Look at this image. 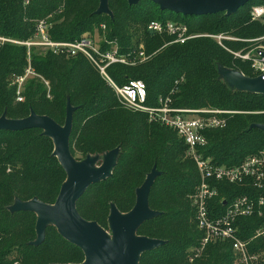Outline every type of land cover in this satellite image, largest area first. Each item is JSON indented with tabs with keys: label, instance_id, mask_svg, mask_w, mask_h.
<instances>
[{
	"label": "trees",
	"instance_id": "1",
	"mask_svg": "<svg viewBox=\"0 0 264 264\" xmlns=\"http://www.w3.org/2000/svg\"><path fill=\"white\" fill-rule=\"evenodd\" d=\"M28 1V4L25 3ZM251 4V3H250ZM234 15L224 13L200 18L161 12L148 1L129 6L127 0H108L112 18L96 15L98 0H0V35L27 41L35 35L36 23H49L48 36L54 42H74L98 32L116 41L121 54L144 52L147 60L135 66L113 65L108 74L118 86L131 80L142 81L148 104L169 99L175 108L215 109L235 112L226 126L206 132L205 158L217 166L237 167L246 158L264 151V133L250 129L264 125V95L232 90L222 82L218 68L234 70L255 78L249 63L234 60L212 40L198 38L183 45L172 43L167 35L147 31L150 22L184 24L193 34H229L243 40L264 38V23L253 22L251 6ZM254 5L264 7V0ZM102 27H105L103 30ZM264 47V40L259 42ZM240 50L244 43L228 44ZM6 45L0 48V117L20 120L31 112L64 125L66 105L72 114L69 151L76 161L101 156L118 149L116 165L107 180L90 187L77 201L79 216L108 230L111 206L126 214L136 201V190L155 169L148 197L149 209L160 216L143 223L136 235L161 240L165 245L144 253L138 264H235L230 243L215 242L201 246L203 238L195 224L189 199L199 184L196 166L186 156V146L177 134L149 121L146 115L122 107L114 92L82 57H61L51 52ZM135 63L139 62L136 55ZM35 77L24 81L21 102H17L14 79L25 69ZM45 82L47 85H45ZM52 140L40 130L0 131V264H81L80 249L63 240L48 226L41 245L36 240V216L10 212L15 201L33 199L53 205L66 174L53 153ZM218 196L210 201L209 211L218 218L229 203L247 197L264 200V189L251 184H213ZM264 226V205L250 217L235 222L237 236L249 242L248 251L264 264V236L255 237Z\"/></svg>",
	"mask_w": 264,
	"mask_h": 264
},
{
	"label": "built area",
	"instance_id": "2",
	"mask_svg": "<svg viewBox=\"0 0 264 264\" xmlns=\"http://www.w3.org/2000/svg\"><path fill=\"white\" fill-rule=\"evenodd\" d=\"M25 3L28 4V1ZM250 17L253 22L264 23V7L251 6ZM48 29L49 23L46 20H40L36 23L34 37L27 41L13 40L0 35V48L6 45L25 47L28 50V59L31 48L44 49V52L49 51L55 56L67 58L82 56L113 90L122 107L142 113L150 122L174 131L186 146V156L194 162L199 176L197 189L189 199L194 208L196 228L203 235L201 246L215 242L230 243L235 264H258V256L248 251L249 242L238 238L235 222L239 218L252 216L256 211L260 215L264 200L261 198L255 203L247 197L238 198L229 205L226 203L225 212L218 218L210 214L209 203L218 196L214 182L239 186L251 184L258 190L264 189V151L246 158L237 167L217 166L210 158H205L200 151L208 143L206 132L223 129L228 116L237 113L215 109L175 108L168 98H159L154 105H150L146 86L142 81L131 80L124 86H118L108 74V69L113 65L133 66L131 57L135 54L134 52L121 54L117 42L106 39L104 35L98 36L100 38L98 43L91 36L74 42H54L48 36ZM102 29L104 30L105 27ZM147 31L153 35H167L172 38V43L179 45L198 38L210 39L234 60L249 63L257 77L264 80V58L260 54L264 51V47L259 44L264 38L243 40L229 34H193L184 24L171 21L150 22ZM234 43H244L247 46L234 50L228 45ZM135 55L140 63L147 60L142 51ZM35 76L28 63L24 75L14 79V84L17 85V102L22 101L20 92L24 81ZM45 85H47L46 82ZM260 236H264V226L256 232L255 237Z\"/></svg>",
	"mask_w": 264,
	"mask_h": 264
},
{
	"label": "water",
	"instance_id": "3",
	"mask_svg": "<svg viewBox=\"0 0 264 264\" xmlns=\"http://www.w3.org/2000/svg\"><path fill=\"white\" fill-rule=\"evenodd\" d=\"M96 15L112 18L108 0H98ZM141 1H148L157 6L161 12H169L183 17L200 18L224 13L226 17L234 15L239 9L255 0H127L129 6ZM261 56L264 58V51ZM222 82L232 90L256 95H264V80L260 77L250 78L234 70L218 68ZM74 108L66 105L65 122L58 125L46 116H37L33 112L20 120L0 117V131L22 132L40 130L53 143L52 155L66 174V180L60 188L53 205H46L33 199L29 202L15 201L9 207L10 212H28L36 216V240L32 246H39L45 238V229L53 226L58 235L69 244L80 249L84 255L81 264H138L140 256L165 245L164 241L139 237L138 228L145 222L161 215L149 209L148 197L159 173L152 169L143 184L136 190V201L132 210L120 213L111 206L108 216L109 233L95 222L82 219L76 210V203L92 186L111 177L116 165L118 149L105 153L102 163L97 166L99 156H87L83 161H76L69 151V138L72 131V114ZM250 129L264 133V125L254 124ZM225 201L223 205H225Z\"/></svg>",
	"mask_w": 264,
	"mask_h": 264
},
{
	"label": "rangeland",
	"instance_id": "4",
	"mask_svg": "<svg viewBox=\"0 0 264 264\" xmlns=\"http://www.w3.org/2000/svg\"><path fill=\"white\" fill-rule=\"evenodd\" d=\"M254 2L255 1H253L251 4H250V6H253L254 5ZM91 36V38L96 42V43H98L99 42V40H100V38L98 37L99 36V34H98V32H95V33H93V34H91L90 35ZM101 36H103V35H101ZM38 51H42V52H44V49H38ZM133 66H135V65H137V64H140V62H136L135 63V59H133ZM132 65H130V67H131ZM112 90V89H111ZM113 91V90H112ZM120 104V103H119ZM104 155V154H103ZM103 155L101 156V158L99 157V160H98V162H97V166H100L101 165V163H102V157H103ZM51 227H53V226H51ZM54 228V227H53ZM107 233H109V229L106 231Z\"/></svg>",
	"mask_w": 264,
	"mask_h": 264
}]
</instances>
